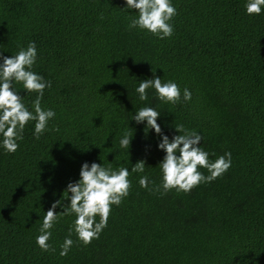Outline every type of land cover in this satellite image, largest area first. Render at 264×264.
I'll list each match as a JSON object with an SVG mask.
<instances>
[{
    "label": "trees",
    "instance_id": "obj_1",
    "mask_svg": "<svg viewBox=\"0 0 264 264\" xmlns=\"http://www.w3.org/2000/svg\"><path fill=\"white\" fill-rule=\"evenodd\" d=\"M173 4V33L158 39L129 28L137 13L124 0H0V54L35 42L31 70L50 83L40 105L56 113L38 139L29 121L15 152L0 148V264H264V12L245 15L243 0ZM153 75L175 81L180 100L162 102L154 89L139 100L135 86ZM12 86L31 110L36 93ZM145 105L158 109L163 134L197 131L209 159L228 151L231 167L188 192H165L159 135L130 118ZM141 160L144 171H132ZM85 161L129 168L128 195L98 238L85 245L72 232L65 256L75 216L60 214L44 251L35 243L44 212L67 205L64 189Z\"/></svg>",
    "mask_w": 264,
    "mask_h": 264
},
{
    "label": "clouds",
    "instance_id": "obj_2",
    "mask_svg": "<svg viewBox=\"0 0 264 264\" xmlns=\"http://www.w3.org/2000/svg\"><path fill=\"white\" fill-rule=\"evenodd\" d=\"M124 9H135L137 15L129 23V28H139L158 39L170 37L173 25L170 23L176 15L173 0H124ZM245 15H260L264 12V0H243ZM37 60V47L34 41H29L26 47H21L15 55L4 56L0 54V148L12 153L19 147L18 140L22 139L24 126L33 121V136L37 139L46 130L48 121L56 113L51 108H42L40 99L44 90L50 83L39 73L32 71ZM22 84L25 92H35L36 98L32 101V109L22 102L13 82ZM147 89H154L157 99L165 103H176L181 98V89L173 80L162 82L160 77L153 75L151 79L140 80L134 91L138 99L145 101L148 98ZM183 100L191 99V92L187 87L183 89ZM159 111L155 106L145 105L135 110L131 119L136 123H146L159 135L158 150H162L163 158L158 162L160 170V185L165 192L175 190L188 192L201 182H210L223 175L232 164L231 153L225 151L209 159V153L201 147L202 136L197 131H186L183 125H177L175 130L179 133L171 139L161 132L157 124ZM183 132V134H180ZM131 137L125 132L119 139L121 148L128 150ZM145 163L138 161L132 171L143 172ZM199 168L206 169L204 175ZM129 168L111 166L105 167L102 163L83 162L79 169V178L69 181L63 193H66L68 203L64 205L60 200L52 203L44 212L39 234L35 243L40 249H50L48 243L52 233L51 229L60 214H74L75 218L69 229V235L60 245L59 254L67 255L73 244L71 233L83 244L98 238L106 227L112 205H119L128 195L130 187ZM139 185L147 188L151 183L146 175L140 176ZM63 210L56 212L57 206ZM99 217V220L96 217ZM54 250V249H53Z\"/></svg>",
    "mask_w": 264,
    "mask_h": 264
}]
</instances>
